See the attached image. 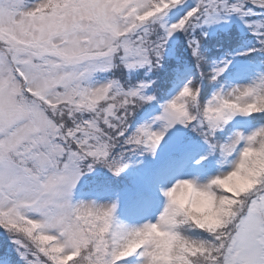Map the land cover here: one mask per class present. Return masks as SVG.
I'll use <instances>...</instances> for the list:
<instances>
[{"label": "snow or ice", "instance_id": "obj_1", "mask_svg": "<svg viewBox=\"0 0 264 264\" xmlns=\"http://www.w3.org/2000/svg\"><path fill=\"white\" fill-rule=\"evenodd\" d=\"M233 18L252 37L236 55L264 57V0H0V228L17 257L9 264H264V169L239 190L219 183L264 153V68L220 84L232 61H209L202 46L207 28ZM178 33L196 72L175 68L178 87L162 111L133 129L134 111L157 100L152 73ZM205 80L220 84L207 99ZM236 115L251 118L249 130L221 141L217 131ZM178 123L231 165L199 185L219 205L215 215L169 201L155 220L128 224L115 202L74 199L94 165L118 175L126 151L154 154Z\"/></svg>", "mask_w": 264, "mask_h": 264}, {"label": "rangeland", "instance_id": "obj_2", "mask_svg": "<svg viewBox=\"0 0 264 264\" xmlns=\"http://www.w3.org/2000/svg\"><path fill=\"white\" fill-rule=\"evenodd\" d=\"M206 30L208 34L202 37V46L206 50V58L209 61H219L226 58L232 61L226 69L234 70L232 75L233 78L230 79V83L246 82L248 76L257 68V66L264 68V63H261V61L264 60V57L259 53H250L253 55L256 54L255 56L257 57L260 56L257 60L252 58L249 59L247 58V55H236V53L242 52L245 47L250 46L245 44L244 41L251 40L252 37L250 34L246 33L243 26L235 18L228 23L212 25ZM238 35L242 37L244 36L246 39L241 41L240 46L234 52H228L227 48H223L225 43L237 41ZM211 56L213 58L210 60ZM177 58H181L179 59V62L188 61L185 66L191 68L193 72H196L194 67L195 61L191 56L190 50L186 46V38L183 34L179 33L175 34L166 46L163 68L152 73L153 77H158L155 91L159 97L150 104H145L134 111L130 117L131 128L134 129L141 123L151 122L152 118L162 111L160 103L163 102L168 94L170 96L175 92L178 85L174 83L173 79L172 85H167L165 79H167L169 70H171V67ZM207 68L208 65H205L204 69L207 70ZM224 74L225 72L218 78L219 81L222 80ZM184 76L187 77V72L184 73ZM171 77H173V72L170 74V78ZM205 83L216 84V87L213 89L220 86L211 81L207 82L205 80L204 84ZM221 84H226L225 80ZM163 87L167 89L168 92ZM202 93H204V91ZM250 121V117L236 115L222 130L217 131V138L223 141L235 130L242 129L247 132L250 128ZM152 127L154 129L159 128L160 122L156 121L152 124ZM186 127L188 126L178 123L168 129L154 154L144 152L142 149L126 151L124 159L128 166L118 175L113 174L112 171L103 164L97 163L91 171L97 172V174L90 175V177L93 176V179L88 177L91 172H85L81 177L74 189V199L84 201L94 200L101 204L115 202L117 204L115 215L120 222L139 224L148 219H156L165 204L163 190L171 187L176 180L194 178L199 183H206L209 178L218 173L229 171L231 167L230 163H221V157L218 152L209 154V145L204 140L203 136L199 140L191 138L190 141H186L184 137ZM189 133L192 134L190 130ZM116 151L119 152L120 149H116ZM201 157L205 158L201 159ZM233 158L234 157H230L229 159L231 160ZM95 175H100L101 177L99 189H96L95 186L97 183V179L94 178ZM89 180L95 182L94 186L92 185V188L95 190L90 189V191L86 193H82L83 191L79 193L83 184L87 183L86 185H90ZM111 180L126 185L128 191L125 193L126 189H124V187L118 188V186H116L117 183H113ZM86 185H84V187ZM120 191H123V196ZM124 199L132 202V207H127L126 211L119 208L122 206L121 203L125 201ZM5 239L11 240L5 233V230L0 228V252L7 247L15 249V245L9 242L5 243ZM11 258L17 257L13 254ZM0 264H9V261L2 260L0 261Z\"/></svg>", "mask_w": 264, "mask_h": 264}, {"label": "clouds", "instance_id": "obj_3", "mask_svg": "<svg viewBox=\"0 0 264 264\" xmlns=\"http://www.w3.org/2000/svg\"><path fill=\"white\" fill-rule=\"evenodd\" d=\"M253 160L256 161L255 166L251 163ZM261 169H264V153L248 154L241 166L230 175L222 176L219 183L239 190L254 177L255 171ZM201 184L203 183H199L194 178L176 180L171 187L166 189L168 195L165 197V204L171 201L174 208L183 209L193 216L212 217L217 212L219 205H214L209 193L199 186ZM153 235L157 234L154 232ZM160 238L166 239L165 237Z\"/></svg>", "mask_w": 264, "mask_h": 264}, {"label": "trees", "instance_id": "obj_4", "mask_svg": "<svg viewBox=\"0 0 264 264\" xmlns=\"http://www.w3.org/2000/svg\"><path fill=\"white\" fill-rule=\"evenodd\" d=\"M238 39H237V41H233V42H229V43H225V46L223 47V48H227V51L228 52H234L239 46H240V43H241V41H243V39H246L244 36L242 37V36H239L238 35V37H237ZM240 39H242V40H240ZM224 49V50H225ZM248 55H250V56H248ZM247 55V58H252V59H254V60H257V59H259L260 58V56H255L256 54H248ZM253 56V57H252ZM257 57V58H256ZM213 57L211 56V58H210V60L212 59ZM179 59H181V58H177L176 60H175V63L172 65V67H171V70H169V73H168V75H167V79H165V83L167 84V85H172V79H173V77H171L170 78V74L173 72V70L175 69V68H177V67H180L181 69L185 66V65H187V63H188V61H186V62H179L180 60ZM191 63V62H190ZM233 73H234V70L232 69V70H226L225 71V74L223 75V77H224V80H225V83L227 84V83H230L231 82V78H233L232 77V75H233ZM223 77H222V80H220V84L221 83H223L224 82V80H223ZM207 81V80H206ZM207 82H209V81H207ZM175 83V82H174ZM219 84V85H220ZM214 87H216V84H213V83H210V84H208V83H205L204 84V86L202 87V92L204 91V93H203V97L205 98V99H207L210 95H211V93H212V91L214 90L213 88ZM164 88V87H163ZM165 89V88H164ZM166 91H167V89H165ZM168 92V91H167ZM164 93V92H163ZM163 95H167V94H163ZM161 96V95H160ZM167 96H169V94L167 95ZM157 97H159V95L157 94ZM155 108V107H154ZM186 132H185V134H184V137H185V139H186V141H190L191 140V138H193V139H200L201 137H202V135L198 132V131H196L195 129H193L191 126L189 127H186ZM189 130L192 132V134H190L189 133ZM94 174H97V172H91L89 175H88V177L89 178H91V179H93V176L92 177H90V175H94ZM97 176H99V177H97ZM94 178H96L97 179V183H96V189H99L100 188V181H101V177H100V175H95V177ZM113 183H117V185L116 186H118V188H121V187H124V189H126L125 190V193L128 191V187L126 186V185H122V183H119L118 181H115V180H111ZM89 183H90V185H86V184H83V186L80 188V190H79V193H81V191H83L82 193H86V192H88V191H90V189L91 190H95L94 188H92V185L94 186V184H95V182L93 181V180H89ZM145 184V183H144ZM84 185H86L85 187H84ZM84 187V188H83ZM120 193H122V196H123V191H120ZM120 197H122L120 194H118ZM124 198V197H123ZM125 201L124 202H122V200H121V205L122 206H120L119 208H121L122 210H124V211H126V209H127V207L128 208H131L132 207V202H129V201H126V199H124ZM5 241V243H7V242H9V243H11V240H4ZM13 254H15V249L14 248H9V247H7V248H5V250H3L2 252H0V261H2V260H4V261H16L17 260V258H11V256ZM16 255V254H15Z\"/></svg>", "mask_w": 264, "mask_h": 264}]
</instances>
